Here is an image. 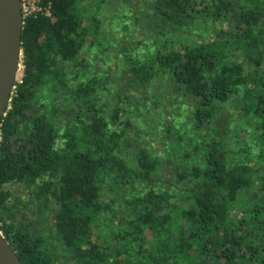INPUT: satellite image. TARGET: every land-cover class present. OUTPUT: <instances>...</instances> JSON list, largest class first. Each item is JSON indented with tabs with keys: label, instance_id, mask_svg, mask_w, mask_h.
<instances>
[{
	"label": "trees",
	"instance_id": "16d2710c",
	"mask_svg": "<svg viewBox=\"0 0 264 264\" xmlns=\"http://www.w3.org/2000/svg\"><path fill=\"white\" fill-rule=\"evenodd\" d=\"M36 1L0 128V231L21 262L67 264L20 220L10 186L38 204L70 264H264V0H118L114 18L147 36L99 53L115 48L108 86L84 57L101 44L105 0ZM156 81L159 152L144 130L130 135L132 99ZM243 118L255 154L234 151Z\"/></svg>",
	"mask_w": 264,
	"mask_h": 264
},
{
	"label": "rangeland",
	"instance_id": "374dc122",
	"mask_svg": "<svg viewBox=\"0 0 264 264\" xmlns=\"http://www.w3.org/2000/svg\"><path fill=\"white\" fill-rule=\"evenodd\" d=\"M87 2V1H86ZM84 3L85 6H87V3ZM118 0H105L101 3V7L98 11V16L102 14L106 15L103 18V34L101 39V44H98V47H93L91 51L87 50V53H84V57L90 59L96 66L97 69H100L102 72L99 74V76L103 81L104 86H108L109 82L108 79L111 80V78L118 75L119 70L117 69V63H116V57L112 55L115 51V48L110 49V53H105L103 58H98L99 53H104L105 48L108 47V42H114L115 40L122 41H138L143 40L147 36L146 33L139 27H132L129 29H126L124 25L121 23L120 20L115 19L114 17H117L118 15ZM26 8L28 9L29 13L33 12L34 9L37 8L35 3L31 0H25ZM96 12V11H95ZM125 28V29H124ZM196 35V34H194ZM102 45V46H101ZM104 51V52H103ZM237 63L245 64V61L243 58L235 59L234 60ZM97 62V63H95ZM99 62V63H98ZM99 64V65H97ZM20 73H23V66L21 67ZM22 78V75L18 77V80L20 81ZM113 83V82H112ZM167 92V87L165 84H163L160 81H156V83L147 91H144L143 93L136 94V97H133L131 105L129 106V110L132 111L133 117L135 122L139 124L140 128L135 129L134 131L130 132V135L137 139L138 141H141L143 130L145 131V136L143 138V141H146V145L160 151V143L157 139H153L154 136L158 133V126L165 125L164 123V115H160V110H154V102L157 100H162L163 95ZM165 108V105L162 107ZM233 108V106H232ZM147 109H151L153 114L150 113L149 115H145V111ZM146 118H145V117ZM149 118V119H147ZM153 118V119H151ZM138 127V126H136ZM172 129V127H170ZM244 129H249L250 126L247 123V120L245 118L241 119V122L234 124L231 127V138L234 144V151H236L240 145L245 143H251L253 148H251L250 153H256L258 144L253 142V139H250L251 133L246 134L244 133ZM163 130V129H162ZM166 130V129H165ZM165 130L162 132L161 138H165L164 135L170 136L171 139H175L176 136H174V132L167 133ZM161 131V130H160ZM253 134V133H252ZM254 136V135H253ZM246 141V142H245ZM249 153V152H248ZM240 158H244L245 154L243 152L239 153ZM255 160V159H254ZM164 179H171L173 182L176 183V181L172 178V174H170L169 171L164 172ZM11 193L12 197L10 200V203L12 205H17L19 209V218L23 223H31L34 229H36L39 233H46L45 235H48L51 239V242L54 243L53 250L55 252L56 258L60 261L67 262V264L71 263V256L70 252L64 250L60 243L54 238V236L50 233L49 234V228L44 227V224H40L38 220V216H40L39 209L37 203L30 202V199L28 197L27 191L23 189L22 187L17 186H10L7 188ZM21 201L22 203H19ZM241 204L239 203L238 206ZM239 211V208H236V213ZM44 231V232H43ZM118 243V241H116Z\"/></svg>",
	"mask_w": 264,
	"mask_h": 264
},
{
	"label": "water",
	"instance_id": "95a60500",
	"mask_svg": "<svg viewBox=\"0 0 264 264\" xmlns=\"http://www.w3.org/2000/svg\"><path fill=\"white\" fill-rule=\"evenodd\" d=\"M22 0H0V128L10 109L23 64ZM0 264H23L0 231Z\"/></svg>",
	"mask_w": 264,
	"mask_h": 264
},
{
	"label": "built area",
	"instance_id": "2783aa9c",
	"mask_svg": "<svg viewBox=\"0 0 264 264\" xmlns=\"http://www.w3.org/2000/svg\"><path fill=\"white\" fill-rule=\"evenodd\" d=\"M29 1H31V0H29ZM32 1L35 3V5L37 6V8L34 9L33 12L29 13L28 9L26 8L25 0H22V3H23V16H24V19H25L26 17H28L29 15L35 13V12H41V13H42V9L39 7L38 2H37L36 0H32ZM46 15H47V16H50V14H49L48 12H46Z\"/></svg>",
	"mask_w": 264,
	"mask_h": 264
}]
</instances>
